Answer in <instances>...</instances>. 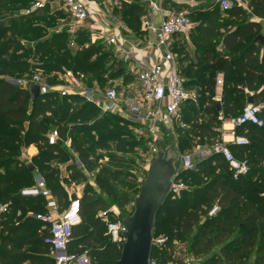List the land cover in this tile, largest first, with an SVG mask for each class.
I'll return each mask as SVG.
<instances>
[{
    "label": "trees",
    "instance_id": "trees-1",
    "mask_svg": "<svg viewBox=\"0 0 264 264\" xmlns=\"http://www.w3.org/2000/svg\"><path fill=\"white\" fill-rule=\"evenodd\" d=\"M26 3L25 0H0V5L5 7ZM217 7L222 10L219 2ZM125 9L129 23L132 26H140V30L134 32L142 35L141 20L147 12L145 2L134 0L132 4L127 3ZM248 9L253 16L264 20V0H251ZM195 13L189 12L194 24ZM225 13L230 20L240 22L236 26L221 25L220 12L214 10L209 16L202 18L198 25L195 24L189 36L196 45L194 57L197 66L203 64L206 67L198 72L195 68L184 72L188 87L197 90L199 101L197 104L188 102L182 109V120L176 128V142L180 153L192 151L197 144H208L216 138L222 125L218 119L220 113L226 117H237L248 104L250 97L255 106L264 105V43L256 40L258 36H264L262 26L259 22L251 20L248 11L239 5L233 6ZM4 27L5 24L0 23V30ZM220 30L223 31L222 49H213L211 44ZM74 35L75 45L84 41L89 43L87 35L90 36V33L87 29H82ZM250 37H253L251 44L242 49V44ZM70 41L71 39L69 43ZM100 42L102 44L99 47L89 45L76 54L73 59L75 72H83L88 78L94 77L93 80H97L100 87L120 79L128 84L133 77L127 69V64L115 60L111 52L102 54L100 49H106L107 44ZM97 54V60L92 62ZM179 61L183 63V57H179ZM219 62L221 69L218 68ZM105 63L110 64L104 67ZM232 68L238 71L240 77L236 85L233 84V77H225L220 104L214 100L217 87L215 72H228ZM15 70L25 74L28 67L17 65L14 70L0 71V75L13 77ZM52 70L57 72L59 68L54 67ZM195 73L196 76H192ZM105 76L107 77L104 78ZM106 80L109 84L105 85ZM30 89L5 81L0 82V118L6 126L11 127L10 129H15H0V201L9 205V212L0 218V264H54L51 247L47 243L50 232L47 225L36 218L38 214L47 213L46 200L43 197H25L18 192L23 183L34 181L35 185V172H31L28 164L17 158L20 155L21 140L17 137L16 130H23L25 125H28L27 132L34 137L39 148L38 154L33 158L39 163V168L33 164L35 171L38 170L44 176L60 209L64 210L70 200H67V193L61 186L58 168L46 159L57 155L67 160L64 140L68 131L67 121H80L89 110L99 112L94 105L79 97H62L54 92L34 99ZM58 98L65 103L83 102L84 106L78 111H72L70 106L64 104L59 106L57 111L54 107L56 102L53 101ZM102 116L123 123L114 115ZM260 116L264 120V109L261 110ZM53 123L58 127L60 136L56 144L49 143ZM239 132L247 135L250 144L246 147L230 148L238 159L248 161L250 173L235 180L219 155L195 162L196 170L182 172L180 179L183 182L187 176L200 179L214 172H217V175L204 188L194 192L199 196V202L184 200L189 194L186 191L183 193V200L167 196L156 215L154 225L156 236L164 230H167L170 236L165 249L152 250V256L159 259L161 264H168L177 242L186 245V253L201 259L199 264H264V126L247 125L239 129ZM77 145V141L72 143L73 147ZM127 145L134 147L136 141L128 142ZM77 148L82 163L89 169H95L87 151L80 146ZM69 168L73 171L74 181L83 180V172L75 165ZM27 200L31 203H41L42 206L32 205L34 210H29L28 214L18 220L16 211ZM201 200H207L204 206ZM215 201L219 205V211L203 221ZM80 202L82 223L73 231L71 253L80 254L86 250L90 253L92 264H117L122 249L110 240L103 219L96 218L98 211L109 209V203L96 192H86ZM127 204L128 201L125 200L120 206ZM26 209L24 208V211ZM133 212L134 209L127 215Z\"/></svg>",
    "mask_w": 264,
    "mask_h": 264
},
{
    "label": "rangeland",
    "instance_id": "rangeland-1",
    "mask_svg": "<svg viewBox=\"0 0 264 264\" xmlns=\"http://www.w3.org/2000/svg\"><path fill=\"white\" fill-rule=\"evenodd\" d=\"M10 1L12 0H8V2ZM25 1H27L26 4L15 7L0 5V23L5 24V27L0 30V71L14 70L17 65L27 66V73L23 74L15 70L13 78L18 80L24 79L26 83H29L35 76H39L42 82L53 87L61 84V78H64L63 74L70 71L83 83L93 87L99 86L97 80H93L94 77L88 78L83 72H75L73 59L77 53L82 52L81 50H85L89 45L99 47L102 43L100 41L92 42L91 37L87 35L89 43H85L84 41V43L75 45L74 40L76 36L71 31L73 22L58 3L47 4L42 8H35V4L41 0ZM92 1L96 4H93L94 8L102 9L104 15L110 19L114 27L122 30L125 35L131 36L133 33L136 34L135 30H140V26H132L129 23L125 9L126 4H132L134 0ZM218 2L219 0H169L166 2V7L177 12L189 13L195 11L194 20L196 25L199 24L202 18L209 16L214 10H218L220 12L219 21L221 25L230 24L231 26H236L240 21L230 20L225 12L218 9ZM230 2L232 7L239 5L247 10L251 20L260 21L248 9L251 0H230ZM222 36L223 31H218L216 39L211 44L213 49H222ZM252 40L253 37L246 39L241 48L243 49L250 45ZM72 43H75L74 46ZM105 46L106 49H100L102 54L111 52L115 60H120L113 48ZM45 47L46 49H44ZM195 50L196 45L190 39H182L179 46L175 48L176 55L183 57L184 61L181 68L184 72L189 71L188 69L191 68H195L196 72H198L201 68L206 67L203 64L197 66L194 57ZM187 54L189 55L188 58L186 57ZM98 56L99 54L94 56L92 62H95ZM220 62L218 63L219 69L222 67ZM109 64L105 63L104 67L109 66ZM54 67H58L59 70L57 72L53 71ZM129 68L130 65H127L128 70ZM196 74L192 76L195 77ZM226 76L233 77V84L236 85L240 74L234 68L228 72L218 70L215 72L214 79L216 82L219 79L223 80L224 86ZM108 82L106 80L105 85L109 84ZM53 102H56L54 107L57 111L59 110V106L64 104L70 106L72 111H78L84 106L83 102L76 104L65 103V101L59 98ZM66 125L68 126V131L64 140L66 142L65 151L68 159L63 160L57 155H52L46 160L58 168L60 183L67 193V200L69 201L71 198L82 200L86 192H96L99 197L104 198L109 203L107 211L112 210L109 213V218L111 220H122L133 211L141 184L146 180L150 165L157 157L151 158L150 156L149 148L152 143L150 135L146 130H142L141 128L128 126L126 123L117 122L113 118H103L100 112L94 110H89L80 121L69 119ZM27 127L28 125L26 124L23 130H16L17 137L21 140L20 155L17 158L24 164L32 163L39 168V163L33 159L38 154L39 148L36 146L34 137L27 132ZM1 128L15 130L6 126L0 118ZM54 130H58V127L53 123L50 132ZM175 135L174 137L166 136L165 140L159 143L160 150L163 152L162 158H164L163 162H161L162 166H165L171 158L179 153L176 148L177 134ZM74 141L78 143L75 147L72 146ZM133 141H136V146L131 147L127 145L128 142ZM78 146L87 151L89 160L95 169L87 168L79 159ZM178 161L179 158L175 161L174 166L177 165ZM195 162H197V158H195ZM72 165H75L78 170L83 172V180L74 181L73 171L69 168ZM37 172L38 170L35 171V174ZM216 175L217 172H214L212 175L208 174L200 179L187 176L184 182L187 187L186 192L189 193L188 197L185 198L182 195L177 200L185 198L184 200H190V202H199V196L194 194V192L212 182ZM33 185L34 181L23 183L18 192L22 194L25 189L31 188ZM51 189L53 190L52 186ZM125 200L128 201V204L121 207L120 205ZM201 201L202 206H204L207 200ZM32 205L42 206L41 203L24 201L16 211L17 219L23 218L29 213V210L30 212L34 210L31 207ZM24 208H27L26 211H24ZM218 211L219 205L215 201L209 214L203 217V221L208 216H214ZM103 212V210L98 211L96 218H101ZM102 222L104 223L103 220ZM161 233L159 236L170 238L167 230ZM186 255V245L177 242L168 264H185L184 258Z\"/></svg>",
    "mask_w": 264,
    "mask_h": 264
},
{
    "label": "built area",
    "instance_id": "built-area-1",
    "mask_svg": "<svg viewBox=\"0 0 264 264\" xmlns=\"http://www.w3.org/2000/svg\"><path fill=\"white\" fill-rule=\"evenodd\" d=\"M167 1L169 0H144L147 12L141 20V27L145 39L148 41L149 37L152 38L160 50L157 60L145 53L151 43L144 49L139 48L136 43L128 42L122 36L121 30L114 27L104 15L102 9L94 8L95 3L92 0H41L35 4V8H42L47 4L58 3L72 20L71 31L74 34L87 29L93 42L102 41L112 47L120 61L130 65L129 73L133 80L128 84L120 79L105 87H93L83 83L70 71L63 74L61 84L55 87L42 82L39 76H35L29 83L24 79L0 76V82L28 88L38 85L41 95L54 92L62 97H79L94 105L101 114L114 115L123 123L146 130L152 142L149 148L150 156L156 157L159 153V143L164 141L166 136H176L184 105L188 102L197 104L199 101L197 91L188 87L186 78L180 73L177 55L173 49L176 38L189 37L195 24L188 12L167 8ZM219 4L225 12L232 9L230 0H219ZM72 45L74 46V43ZM217 83L223 86V80L219 79ZM216 101L221 103V97H216ZM262 109L264 105L255 106L248 103L237 117H226L220 113L218 119L222 126L218 129V136L208 144H197L192 151L180 153L176 142L180 157L170 180L168 195L180 198L187 190L180 176L182 172L197 169L195 158L197 162H202L210 156L219 155L235 180L248 176V161L238 159L230 146L246 147L250 144V139L246 134H241L239 129L247 125L264 126V120L260 116ZM59 140L58 130L52 131L49 143L56 144ZM34 180L35 185L25 189L22 195L43 197L46 200L47 213L38 214L36 218L44 222L50 232L47 243L51 247L54 264H92L89 251L85 250L80 254L70 251L73 231L82 223L80 199L71 198L68 207L61 210L44 176L37 172ZM8 212L9 205L0 201V218ZM110 212L112 210L104 211L101 218L112 243L122 249L126 242L127 228L121 219L111 220ZM168 241L167 237L154 234L152 250L165 249ZM185 258V264H199L202 261L188 253ZM149 264H160V261L151 253Z\"/></svg>",
    "mask_w": 264,
    "mask_h": 264
},
{
    "label": "water",
    "instance_id": "water-1",
    "mask_svg": "<svg viewBox=\"0 0 264 264\" xmlns=\"http://www.w3.org/2000/svg\"><path fill=\"white\" fill-rule=\"evenodd\" d=\"M256 40L264 43V36L260 35ZM30 90L34 99L41 96L38 85H33ZM248 103L253 104L251 97ZM162 155L163 152L159 147V153L150 165L147 178L141 184L140 193L135 200L134 212L122 219L127 233L126 242L122 246V255L117 264H149L156 215L168 196L170 180L175 171L174 164L180 157L178 153L162 166L161 162L164 160ZM28 166L31 172H35L36 168L32 163H28Z\"/></svg>",
    "mask_w": 264,
    "mask_h": 264
},
{
    "label": "crops",
    "instance_id": "crops-1",
    "mask_svg": "<svg viewBox=\"0 0 264 264\" xmlns=\"http://www.w3.org/2000/svg\"><path fill=\"white\" fill-rule=\"evenodd\" d=\"M259 23L261 24L262 26V33L264 34V20H261L259 21ZM121 33H122V36L128 41V42H131V43H136L138 46H140L139 48H146L148 47V43L150 44L151 43V46H149L147 48V50L145 51V53L147 54H150L152 56V58H154L155 60L156 57H158V55L160 54V50L159 48L156 46V43L154 42V40L152 38L149 37L148 41L145 39V34L143 33L142 35H139V34H132L131 36H127L124 34V32L121 30ZM182 39H189V37H178L176 38L175 40V43L173 45V49L174 48H177L179 46V43ZM182 43V42H181ZM176 54V53H175ZM177 60H178V64H179V71L180 73L185 77L184 75V71L182 70L181 66H182V62L179 61V56L177 55ZM187 80V79H186ZM218 82V80H217ZM192 90H195L197 91L196 89H192ZM222 95H223V86H219L218 83H217V87H216V95L214 97V100L216 101V97H221L222 99ZM217 102V101H216ZM219 103V102H218ZM222 103V102H221ZM220 103V104H221ZM222 126V125H221ZM221 128V127H220ZM174 169H175V166H174ZM175 172V171H174Z\"/></svg>",
    "mask_w": 264,
    "mask_h": 264
}]
</instances>
